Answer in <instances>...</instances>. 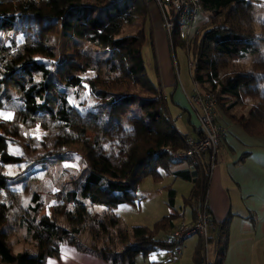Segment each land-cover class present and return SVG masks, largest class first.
<instances>
[{"label": "trees", "instance_id": "trees-1", "mask_svg": "<svg viewBox=\"0 0 264 264\" xmlns=\"http://www.w3.org/2000/svg\"><path fill=\"white\" fill-rule=\"evenodd\" d=\"M263 4L264 0H199L200 10L207 16L202 29L188 41L179 36L177 26L172 33V45L187 52L192 84L213 94L222 112L251 136L264 135V56L260 46L253 44L255 40L264 44V37L253 26L259 21L264 29V19L256 13ZM137 16L141 20L140 28L122 34L123 26L132 24ZM149 29L143 0L0 2V33L11 32L13 37L20 35L25 41L12 56V46L2 45L0 41V109L7 106L14 109L9 121L0 120V264H45L47 258L58 256V246L62 243L93 253L111 264H135L138 255L147 257L157 250L171 248L160 234H167L175 227L174 215L163 216L151 228L126 230L118 226L117 216L107 213L105 222L97 214L90 215L86 207L87 203L110 209L133 203L137 185L145 176L158 183L162 172L169 173L170 166L180 162L171 154L184 148L183 136L169 115L162 88L149 80L142 58L146 34L150 38ZM54 35L62 40L85 39L96 45L98 54L108 53L107 57L96 58V65L103 67L102 75H96V81H85L75 75L89 70L88 64L80 59L66 60L61 56L59 64L52 65L56 49L50 39ZM151 50L155 58L152 42ZM170 53L174 69L171 50ZM247 57H251L248 67L221 76L230 62ZM73 87L79 92L89 88L90 97L72 101L67 89ZM246 102L254 103L248 116L237 115L234 112L237 105ZM37 124L44 130L50 124L55 126L50 156L62 160L60 152L65 145H80L89 172L77 192L68 191L64 195L72 209L64 205L59 209V215L73 227L61 226L47 216L37 219L42 204L34 193L32 205L27 208L33 216L21 224L25 225V233L36 252H14L4 229L17 193L12 191L13 180L3 167L21 159L7 155L5 148L9 143L14 144L9 136H18L20 126ZM45 157L38 156L31 162H43ZM195 174L196 177L187 172L179 175L194 183L190 196L193 202L207 188L205 161ZM166 188L171 198L175 192ZM25 189L24 186L23 192H27ZM89 216L95 227L102 230L106 225L117 227L119 241L131 240V243L122 250L82 243L77 225ZM227 223L226 220L219 225L217 260L209 264H219L222 259ZM193 259L196 264H202L201 241Z\"/></svg>", "mask_w": 264, "mask_h": 264}, {"label": "rangeland", "instance_id": "rangeland-1", "mask_svg": "<svg viewBox=\"0 0 264 264\" xmlns=\"http://www.w3.org/2000/svg\"><path fill=\"white\" fill-rule=\"evenodd\" d=\"M3 1L5 0H0V2ZM143 2L145 3L148 12L149 2H147V0H143ZM256 13L262 15V19H264V5H262ZM140 25L141 20L137 16L132 24L123 26L122 34L134 33L140 28ZM260 25L259 21H256L253 24L255 32L259 36L264 37V29H262ZM14 37L11 32L8 34L0 33L1 44L12 46L10 56L16 54L17 50L25 42L20 35ZM150 40L151 38H149V34H146V41L141 50L142 58L149 80L152 83L157 84L158 79L154 69ZM12 41L14 42L12 43ZM50 41L56 49L55 57L51 58L52 65H58L61 56L66 60L80 59L81 63L88 64L89 70L84 73L76 72L75 75H79L85 81L90 79H95L96 81V75H102L103 67L96 65V58L107 57L109 54H98V48H96V45L93 43H90L85 39L77 40L71 38L68 40H62L55 35L51 36ZM253 44H258V46L262 47V50L264 49V44L260 41L255 40L253 41ZM167 47H169L168 43ZM169 48L175 59L174 72L177 77L178 86L181 87L182 82H187L190 85L189 68L187 65V60L189 58L187 52L180 46L172 45V47ZM34 57L40 58L38 55H34ZM250 59L251 57H247L244 60L230 62L229 66L221 71V76L224 77L230 75L233 71L248 67ZM84 84L86 87H90L87 83L84 82ZM89 90L90 89L88 88L79 92L76 87L67 89L68 93L71 94L70 99L75 102L82 98L87 99L90 97ZM164 97L165 96H163V99ZM253 104V102H246L243 106L238 104L234 112L237 115L248 116V110ZM167 105L169 108H172V103L169 98L167 100ZM217 107L218 105H216V109ZM1 110L5 111L6 114L9 113L12 117L14 109L11 107L7 106ZM170 114L171 119L175 120V114H173V112ZM0 120L9 121L10 119L2 118ZM183 121L185 122V119ZM188 129L191 131V128ZM18 133V136L15 137L9 136V138L14 141V144L9 143L5 148L7 155L20 157L21 160L16 164H6L3 167L4 173L13 180L12 191L17 193L16 199L10 208L7 225L4 231L8 234V242L14 252L28 250L34 253L36 252V248L25 233V225L21 224V221H29L31 215L33 216L31 212H27V208L32 205V195L34 193L37 194L39 196V201L42 204L37 219L41 216H47L61 226L72 228L73 226H71L65 218L59 215V209L63 205L69 210L72 209V204L65 202L64 195L68 191H78L79 186L89 172V167L85 161L84 149L80 145H65L60 152L62 160L50 156L49 152L52 151L51 149L54 146L56 134L55 126L52 124L48 125L45 130L38 124L30 127L20 126ZM184 138L185 136H183V139ZM42 155H46L43 162H31L36 157ZM172 179L173 177H165L163 184H167V180L172 182ZM174 184L176 187L175 189L178 190L177 199L181 203L182 196H184L183 194L189 192L192 184L179 179L176 180ZM24 186L26 187L25 190L27 192H23L22 188ZM157 190H159V186L155 185L151 177L148 175L137 185L135 192L136 197L133 203H122L110 209L101 205H89L87 203L86 207L88 212L91 213L90 215L97 214L99 219L104 220L105 222L108 218L107 213L109 215L117 216L120 229L130 230L132 227L140 226L151 228L157 220L166 214L164 213L166 211L164 204L166 203L165 200L168 198V191L162 189L161 194L157 195ZM147 196H149V199ZM105 227V230L95 227L89 216L84 222L77 225V228L80 230L78 239L88 246H107L118 250H122L125 246L131 243V240L123 243L119 241L116 236L118 230L117 227H109L108 225ZM193 237H196V235H193ZM211 247L212 243H207L205 248L206 256ZM156 253L163 254L164 252L163 250H157V252L151 253L147 257L138 255L136 260L138 264L143 261L146 263L150 262L154 260ZM203 253L204 246L202 245V254ZM202 257L204 258V255H202Z\"/></svg>", "mask_w": 264, "mask_h": 264}, {"label": "crops", "instance_id": "crops-1", "mask_svg": "<svg viewBox=\"0 0 264 264\" xmlns=\"http://www.w3.org/2000/svg\"><path fill=\"white\" fill-rule=\"evenodd\" d=\"M148 16L149 33L155 53L153 64L158 79L157 85L162 88L166 104L168 98L171 100L172 108H169L168 105L167 107L170 117L171 112L175 114L173 123L177 131L185 137L195 138L197 136L195 131L196 115L187 102V96L192 91L191 78L190 85L187 82H182L181 87L178 86L166 36L151 4L148 5ZM206 21V14L200 10L189 26L188 40L202 29ZM260 51L261 56H264L262 47H260ZM188 62L187 60V65ZM0 113L10 116L9 113L6 114L1 109ZM2 118L4 116H0V119ZM216 122L222 126L224 133L216 152L214 167L207 177L210 211L208 243H212L207 260L209 263L217 260L219 225L227 220L225 246L219 264H264V135H248L240 125L232 122L219 107L216 109ZM188 128H191V131ZM196 168L190 162H178L170 166L169 173L163 172L162 180L155 183L159 186L157 195L161 194L162 189L167 190L166 187L175 192L171 198L165 200L164 204L166 207L164 216L174 215L175 225L181 216L186 221L193 219L194 202L190 196L194 183L181 179L179 175L181 172H187L189 176L196 177ZM165 177H173L172 182L167 180V184H163ZM178 179L192 184L189 192L183 194L181 203L177 199L178 190L175 189L174 184ZM147 197L149 199V196ZM165 235L166 233H161L160 237L163 238ZM199 241L197 235L196 237L192 235L184 240L178 254L170 255L171 248L161 249L164 253H156L154 260L150 262L155 264H196L193 254ZM219 246H223L222 243ZM136 257L135 264H138ZM147 263L143 261L140 264ZM45 264L111 263L93 253L81 251L75 246L62 243L58 246V256L47 258Z\"/></svg>", "mask_w": 264, "mask_h": 264}, {"label": "built area", "instance_id": "built-area-1", "mask_svg": "<svg viewBox=\"0 0 264 264\" xmlns=\"http://www.w3.org/2000/svg\"><path fill=\"white\" fill-rule=\"evenodd\" d=\"M158 14L160 25L165 33L169 47H172V33L177 26L179 36L188 41V30L193 18L199 13V0H147ZM180 23V24H178ZM175 67V59L173 58ZM191 63H188V68ZM164 99H166L164 97ZM187 102L196 115L197 136L185 137L184 148L172 152L175 161H190L201 170L202 163L208 165V175L215 164V157L220 145L223 128L216 122V98L209 92L201 91L195 83L192 91L187 96ZM191 221H186L182 216L175 227L167 233L162 241L171 246V254H178L185 239L197 235L204 246L202 264H209L206 256L208 243V228L210 227V211L208 204L207 188L201 190L194 199V215Z\"/></svg>", "mask_w": 264, "mask_h": 264}, {"label": "snow or ice", "instance_id": "snow-or-ice-1", "mask_svg": "<svg viewBox=\"0 0 264 264\" xmlns=\"http://www.w3.org/2000/svg\"><path fill=\"white\" fill-rule=\"evenodd\" d=\"M0 116H4L5 119H11V116H5L3 113H0Z\"/></svg>", "mask_w": 264, "mask_h": 264}]
</instances>
